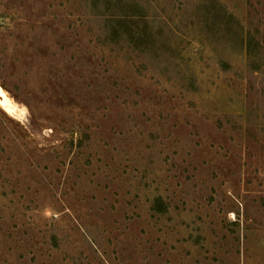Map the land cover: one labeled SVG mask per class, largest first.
<instances>
[{"label":"rangeland","instance_id":"1","mask_svg":"<svg viewBox=\"0 0 264 264\" xmlns=\"http://www.w3.org/2000/svg\"><path fill=\"white\" fill-rule=\"evenodd\" d=\"M0 264H264V0H0Z\"/></svg>","mask_w":264,"mask_h":264},{"label":"bare ground","instance_id":"2","mask_svg":"<svg viewBox=\"0 0 264 264\" xmlns=\"http://www.w3.org/2000/svg\"><path fill=\"white\" fill-rule=\"evenodd\" d=\"M12 103L13 102L7 97L5 91L0 87V107H2L6 113L12 114L16 110Z\"/></svg>","mask_w":264,"mask_h":264}]
</instances>
